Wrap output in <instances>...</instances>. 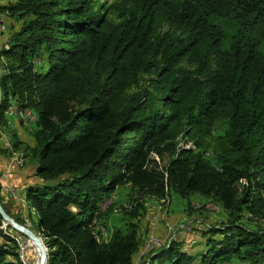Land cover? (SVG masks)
Here are the masks:
<instances>
[{
    "label": "trees",
    "instance_id": "trees-1",
    "mask_svg": "<svg viewBox=\"0 0 264 264\" xmlns=\"http://www.w3.org/2000/svg\"><path fill=\"white\" fill-rule=\"evenodd\" d=\"M4 13L20 26L0 50V124L13 102L38 117L22 150L39 181L24 198L48 264H136L142 203L109 240L93 229L124 184L143 198L201 194L231 215L202 233V251L172 239L138 264H264V226L238 222L264 220V0H0ZM145 75L151 88L131 91ZM219 121L213 165L203 138ZM3 225L0 264H25Z\"/></svg>",
    "mask_w": 264,
    "mask_h": 264
},
{
    "label": "rangeland",
    "instance_id": "rangeland-1",
    "mask_svg": "<svg viewBox=\"0 0 264 264\" xmlns=\"http://www.w3.org/2000/svg\"><path fill=\"white\" fill-rule=\"evenodd\" d=\"M100 1L111 3L114 0H100ZM6 17L8 21L10 19L9 14ZM13 20L16 23L14 24L12 23L9 29L7 27L6 33L8 34L10 32L12 33L14 28L20 26V22H18L15 19ZM4 29H5V25H0V30L3 31ZM168 29L169 26L164 25L162 27V32ZM1 48L2 47H0V50ZM43 61L44 58L41 57H36L35 59V63L37 64H43ZM4 69H5V60L3 59V57H0L1 75L3 74ZM148 77H152V75H145L143 80L140 81V84L138 86L133 87L131 91L135 92L137 90H141L144 87L151 88L148 84L149 82ZM1 91L2 90L0 89V101L2 100ZM11 105H14L15 120H18V122L25 125H36L35 122L37 121L38 117L32 109L26 108L27 110L29 109L30 111L33 112V113L31 112L33 116L32 118H22L21 116H19V113L16 110V109H21L17 105V103L14 102ZM11 105L7 108V110H5L6 113L11 109ZM12 122H13L12 119L7 116L6 124L5 125L0 124L1 126L0 131H2L1 129H4L8 125L12 124ZM224 128H225V124L222 121H219L213 126L212 135L211 136L206 135L203 138L204 147L207 148L205 150V157L213 165H217L216 156L213 151V137L215 135L222 133L224 131ZM35 130L36 128L29 129L28 133L32 135ZM192 144H194L193 141ZM7 146L9 147L8 143ZM191 147H193V145ZM5 148L7 149V147ZM9 148L12 149L13 146ZM20 150H18V152H20ZM21 152L24 153V150H21ZM14 156L17 157L16 161L20 163L22 155L18 153L17 155ZM151 156L158 162L160 167H164L169 159V156L167 155L163 158H159L156 154L152 153ZM1 183L9 185L8 187L9 189H5V188L3 189L2 186L1 195L4 199L6 207L10 210L12 215L15 217H20L23 221H25L24 223L25 225L30 227L32 230H34L44 239V237L36 230L34 224H32L28 219V208L26 207L27 203L24 196L20 195L19 191H17L16 187L11 183L9 182H1ZM11 189L14 190V194L8 191V190L11 191ZM7 194L11 195L13 198L12 197L8 198ZM108 196H112L113 199V203H112L113 205L112 204L110 205L111 212L110 214L105 215V219L108 226L104 223V219L99 218V215H97L96 216V221H98L97 226L93 227V229H98V228L101 229V236H98L100 240H106V241L109 240L111 235L110 231H112V229H114L115 227L124 226L126 224V222L130 219V214L125 210V208H132V203L135 204L142 203V207L138 210L137 214H139L140 216V233L144 244L146 240H148V238L151 236L154 237V239L159 241L161 244H164L166 241H170L172 239H177L183 243L184 250H188L190 252H199L205 249L206 247L205 236L202 234L204 231L213 227L226 226V224H228L231 221V215L229 211L224 209L220 203L201 194H193L189 199H186L176 194L175 192L171 191L168 198L165 199H158L153 196L150 197L146 196L143 198L140 197L139 194H136V192H134L130 184L128 185L124 184V185H120L113 193H111ZM108 196H106L105 198H107ZM18 198H20V200L22 201L18 202L16 200ZM136 199H138V201ZM102 204L100 206V209H98V212H102V211L105 212L109 210V208L102 209L101 207L103 208L107 207L106 204H110V200L107 201V203H102ZM34 219L38 220L36 214H34ZM238 222L246 225L247 227L254 229L262 228L264 226V220L261 217V215L251 212L250 213L243 212L240 215ZM2 229L10 236L16 238L17 242L19 243V248L18 247L16 248L18 253L21 254L22 252L21 242L24 241L28 242L27 244L30 252V260L26 262H24L23 260L25 264L39 263L40 250L37 246L33 245L26 236H22L10 230L8 227L5 226V224L2 226ZM217 237H221V235H217ZM4 242H5V238L0 234V244H3ZM140 261L141 260L137 258L136 264H138Z\"/></svg>",
    "mask_w": 264,
    "mask_h": 264
},
{
    "label": "crops",
    "instance_id": "crops-1",
    "mask_svg": "<svg viewBox=\"0 0 264 264\" xmlns=\"http://www.w3.org/2000/svg\"><path fill=\"white\" fill-rule=\"evenodd\" d=\"M6 16L8 15L5 14V17ZM12 23L14 24L16 22L13 19L12 21L11 19H9L6 23L5 29L3 31L0 30V33H6L7 27H9V25ZM7 35L10 38V34L7 33ZM0 39H1V35H0ZM6 115L7 113L5 114V116ZM33 128L35 129L36 125H25L18 122V120H15L12 122V124L8 125L4 129H1L2 131H0V182L11 183L16 187L17 191H19V194L22 196H24V190L27 185L39 181V178L34 175V170L32 168V165L29 164L28 159L24 157L25 156L24 153L21 152L22 150L21 147L34 146L35 144L34 136L33 134L30 135L28 133V130ZM14 140H18L19 142H21L18 149L14 147L12 149L9 148L13 146ZM7 143L9 144V147L7 146ZM5 147H7L8 150ZM18 150H20V152H18ZM18 153L22 155L20 163L16 161L17 157L14 156L17 155Z\"/></svg>",
    "mask_w": 264,
    "mask_h": 264
},
{
    "label": "built area",
    "instance_id": "built-area-1",
    "mask_svg": "<svg viewBox=\"0 0 264 264\" xmlns=\"http://www.w3.org/2000/svg\"><path fill=\"white\" fill-rule=\"evenodd\" d=\"M7 23V17H5V13L1 14L0 16V25H5L6 26ZM1 39H0V47L4 46L9 39V36L7 35V33H1ZM7 115L9 118L12 119V121H15V117H14V105H11V110H9L7 112ZM28 117H30L29 115V111H28ZM9 185L8 184H3V189H9L8 188ZM10 193L14 194V190L11 189L8 190ZM16 191V190H15ZM8 198H11V195H8ZM13 198V197H12ZM18 202H20V198L16 199ZM94 233L96 234V236H101V229H94ZM28 242L24 241L21 242V250H22V256H23V260L24 262L30 260V252H29V247H28ZM163 244H161L159 241H157L156 239H154V237H149L148 240H146L143 248L139 251V255H138V259L141 260V258H143L146 254H148L150 251H152L153 249L162 246ZM225 264H231V263H225Z\"/></svg>",
    "mask_w": 264,
    "mask_h": 264
},
{
    "label": "water",
    "instance_id": "water-1",
    "mask_svg": "<svg viewBox=\"0 0 264 264\" xmlns=\"http://www.w3.org/2000/svg\"><path fill=\"white\" fill-rule=\"evenodd\" d=\"M0 215L3 218L6 227L11 226L14 230L26 236L29 241L30 240L33 241L36 245H38L41 248L39 263L48 264L50 252H49V247L47 246L44 239L38 233L32 230L30 227L18 222L15 218L9 215L5 210L1 200H0Z\"/></svg>",
    "mask_w": 264,
    "mask_h": 264
},
{
    "label": "bare ground",
    "instance_id": "bare-ground-1",
    "mask_svg": "<svg viewBox=\"0 0 264 264\" xmlns=\"http://www.w3.org/2000/svg\"><path fill=\"white\" fill-rule=\"evenodd\" d=\"M1 77H2V75L0 74V82H1ZM16 105V104H15ZM9 110V109H8ZM11 110V109H10ZM15 110V109H14ZM17 110V112L19 113V116H21L22 118H29L28 117V111H29V115H30V117L32 118L33 116H32V111H30L29 109L27 110L26 108H21V109H16ZM32 112V113H31ZM17 117V116H16ZM21 119V118H20ZM28 121V120H27ZM29 121H31V120H29ZM34 121H36V120H34ZM23 122V121H22ZM33 123V122H32ZM110 200V204H106L107 205V207H105V208H103V207H101L102 209H106V208H109L110 207V205L113 203V199H112V196H108L107 198H104V200L101 202V204L102 203H107V201H109ZM101 204L99 205V209H100V206H101ZM103 205V204H102ZM113 205V204H112ZM96 225V224H95ZM99 229V228H98ZM31 241V240H30ZM31 243L33 244V245H35V246H37L38 248H39V250H40V254H41V248L38 246V245H36L33 241H31ZM38 248H37V250H38ZM39 254V255H40ZM20 257H21V259L23 260V256H22V252H21V254H20ZM39 259H40V256H39ZM38 264H40V263H38Z\"/></svg>",
    "mask_w": 264,
    "mask_h": 264
}]
</instances>
